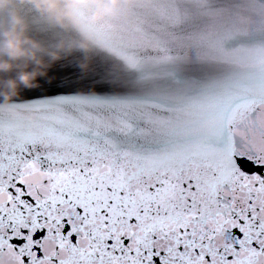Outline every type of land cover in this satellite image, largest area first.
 I'll list each match as a JSON object with an SVG mask.
<instances>
[{
  "label": "snow or ice",
  "instance_id": "obj_1",
  "mask_svg": "<svg viewBox=\"0 0 264 264\" xmlns=\"http://www.w3.org/2000/svg\"><path fill=\"white\" fill-rule=\"evenodd\" d=\"M87 42L0 107V264H264V0H135Z\"/></svg>",
  "mask_w": 264,
  "mask_h": 264
},
{
  "label": "clouds",
  "instance_id": "obj_2",
  "mask_svg": "<svg viewBox=\"0 0 264 264\" xmlns=\"http://www.w3.org/2000/svg\"><path fill=\"white\" fill-rule=\"evenodd\" d=\"M135 0H0V107H7L24 89L40 87V81H51L50 71L79 48L83 56L78 67L86 73L91 65L90 46L87 42L88 25L116 15L122 6ZM31 4L46 15L54 25L75 28L85 39L66 44L60 41L48 47L30 34L26 18L19 6ZM83 9L86 19L77 14ZM33 120L34 116H29Z\"/></svg>",
  "mask_w": 264,
  "mask_h": 264
},
{
  "label": "water",
  "instance_id": "obj_3",
  "mask_svg": "<svg viewBox=\"0 0 264 264\" xmlns=\"http://www.w3.org/2000/svg\"><path fill=\"white\" fill-rule=\"evenodd\" d=\"M23 5H31V4H23ZM32 6V5H31ZM33 7V6H32ZM34 8V7H33ZM39 12V11H38ZM40 13V12H39ZM42 16H44V17H46L48 20H49V22L51 23V24H53L51 21H50V19L46 16V15H44V14H42V13H40ZM26 18V17H25ZM27 20V19H26ZM28 22V21H27ZM54 25V24H53ZM30 27V26H29ZM31 34V33H30ZM43 43V42H42ZM43 44H45V43H43ZM46 45V44H45ZM47 46V45H46ZM53 78L51 79V81L50 82H54L56 79H57V77L55 76V75H53L52 76ZM53 94H55V93H53Z\"/></svg>",
  "mask_w": 264,
  "mask_h": 264
}]
</instances>
